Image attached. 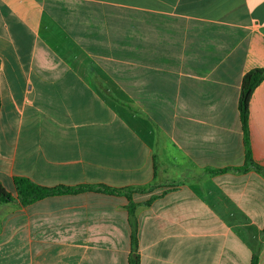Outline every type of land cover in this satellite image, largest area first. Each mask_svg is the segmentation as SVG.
I'll list each match as a JSON object with an SVG mask.
<instances>
[{"label":"crops","instance_id":"0c3cea01","mask_svg":"<svg viewBox=\"0 0 264 264\" xmlns=\"http://www.w3.org/2000/svg\"><path fill=\"white\" fill-rule=\"evenodd\" d=\"M256 69L264 0H0L6 189L154 184L132 219L96 191L0 205V264H129L133 225L140 264H264V175L208 171L245 165ZM248 138L264 168V80Z\"/></svg>","mask_w":264,"mask_h":264},{"label":"trees","instance_id":"16d2710c","mask_svg":"<svg viewBox=\"0 0 264 264\" xmlns=\"http://www.w3.org/2000/svg\"><path fill=\"white\" fill-rule=\"evenodd\" d=\"M263 80H264V70L262 69L251 70L247 72L242 79L238 109H239L240 119L244 132V142L246 148L245 165L240 168H226V169L208 170V171H211L213 173L224 172L228 170L245 172L249 169H255L264 175V168L255 164L252 160L249 138H248L249 103L253 91L257 86L261 84ZM121 104L127 106L128 108H131V106L126 105L122 102ZM13 182H14V192L8 191L0 184V205L13 202L16 200H18L23 205H28L30 203L44 199L49 196L74 194L83 191H96V192L112 194V195H123L127 197V199L129 200L128 210L131 219L133 218V215L137 207L136 203L133 201L132 194L148 191L149 189H151V187L154 186V184H149L146 186H136V187H127V188H113L106 185H98V186L82 185L77 187H65V186L45 187L38 185L33 181H31L29 178L23 176H15ZM133 228L134 231L132 235V251L129 256V264H140V255L138 253V242H137V227L133 225ZM252 264H258V258L256 255L252 260Z\"/></svg>","mask_w":264,"mask_h":264},{"label":"rangeland","instance_id":"374dc122","mask_svg":"<svg viewBox=\"0 0 264 264\" xmlns=\"http://www.w3.org/2000/svg\"><path fill=\"white\" fill-rule=\"evenodd\" d=\"M116 99V98H115ZM114 103V102H113ZM112 105V103H111ZM16 123V121H14ZM13 125L11 127V131H10V135L7 138L8 142L3 145L2 148V158L0 159V177H2L3 179H1L2 183H0L5 189H6V183H7V178H5V176L7 175V170H8V166L7 163L9 162V158L11 157L12 151H13V145H14V139H15V134H16V126Z\"/></svg>","mask_w":264,"mask_h":264}]
</instances>
